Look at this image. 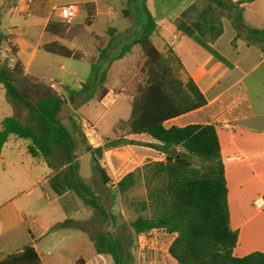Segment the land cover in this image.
I'll list each match as a JSON object with an SVG mask.
<instances>
[{"label": "trees", "instance_id": "1", "mask_svg": "<svg viewBox=\"0 0 264 264\" xmlns=\"http://www.w3.org/2000/svg\"><path fill=\"white\" fill-rule=\"evenodd\" d=\"M252 1L195 0L175 20L174 26L217 60L230 66L213 48L224 34L225 19L236 32L233 46L242 40L248 46L264 51V28L250 26L244 19L243 5ZM86 6L91 9L87 19L91 24L96 16L95 5ZM144 10L147 23L136 43L145 59L141 68L143 81L135 88L130 118L120 121L118 126L126 135L104 139V149L135 144L166 156L163 162H149L137 168L115 185L116 193L130 208L134 220H127L122 212L115 213L105 206L93 185L81 176L76 148L77 141L83 138L103 184L111 182L84 134L80 132L74 137L62 125L61 113L69 103L67 97L56 93L50 85L49 91L37 95L21 88L14 70L6 65L0 66V84L13 104H22L28 109L38 129L17 116L6 117L0 129V157L11 136L30 141V155L42 158L57 172L50 180L53 191L58 196L70 191L93 211L89 222L66 220L57 228H76L89 233L97 253L110 255L114 264H137L134 254L137 237L153 230L177 235L169 247V254L179 264H264L262 252H252L244 257L235 255L239 234L231 226L225 166L217 129L213 125L165 126L168 121L205 107L208 100L184 71L173 50L165 47L164 54L153 44L157 22L146 4ZM69 26L51 22L46 30L63 39ZM3 42H6L5 37L0 34V46ZM134 46H124L117 59L125 58ZM43 50L69 59L82 60L84 57L83 53L60 42L45 44ZM97 68L93 63L91 76L83 85L85 89L92 86L94 76L99 74ZM105 81L106 75L92 88L91 99L98 91H101V100L108 94ZM74 123L81 127L75 120ZM129 135H147L157 144L129 141L125 139ZM138 189L144 190L143 197L135 195ZM93 227L100 230L95 233ZM85 262L81 259L78 264ZM0 264H41V258L33 246H27L22 251L4 256Z\"/></svg>", "mask_w": 264, "mask_h": 264}, {"label": "crops", "instance_id": "2", "mask_svg": "<svg viewBox=\"0 0 264 264\" xmlns=\"http://www.w3.org/2000/svg\"><path fill=\"white\" fill-rule=\"evenodd\" d=\"M60 1L0 0V18L4 17L7 21L20 20V25L12 24L7 29L2 28L0 20V34L5 37L6 41L8 40V31L14 29L15 34L11 42L15 48V55L18 60L14 70L17 83L26 76L40 79L41 72L38 73V71L41 69L51 71V61L48 56H52V54L44 51L43 46L48 43L58 42L57 40L45 42V38L50 35L46 30L49 23H63L59 18L58 8L65 4H60ZM194 1L185 0L180 8H177L175 12L169 15L159 17L152 14L158 26L157 32L153 35L157 36L160 44L159 48L156 47L164 54L166 53L165 47H170L173 50L180 59L184 71L191 77L208 100V104L205 107L168 121L165 126L166 128L174 126L183 128L191 125H213L217 129L225 166L231 226L239 234L235 255L244 257L252 252L264 253V51L257 47L248 46L242 40H239L236 46H233L232 42L236 32L231 23L228 24L223 20L224 34L213 45V48L229 62L230 66L217 60L192 39L180 33L174 26L175 20ZM70 3H76L81 8L80 14L76 19L81 18L83 24L78 25L77 28L84 26L92 28L96 23L100 22L101 18L104 17L108 20L114 17L113 7L99 0H70L68 4ZM90 4L95 5L96 16L92 23L88 24L87 19L91 9L86 5ZM257 5L264 10V0H253L243 5L244 19L250 26L264 28V26L252 24L251 20H249L250 18H248V13H252L253 8ZM5 11H8L6 15ZM111 31L116 35L120 33V31L116 30ZM52 36L58 38L54 35ZM94 37L98 38L94 32H91L90 38ZM110 47L111 44L109 43L106 46L99 47V50L101 49L102 54H106ZM71 49L83 53L82 48L78 45H73ZM56 57L61 58L60 60L64 58ZM125 58L112 61L106 70L97 68L99 74L94 76L92 84L95 86L106 75L104 87L109 92L101 100V91L96 92L95 97L92 99L90 98L92 91H90L87 93L90 101H96L100 106L106 108V101L109 100L111 102L110 105H113L118 97L126 95L130 98L129 102L132 105L134 93L128 94L129 80L125 78L126 76L123 72H112L114 65ZM62 70H64V66H62ZM114 76L122 81V87L110 85V81ZM48 85L50 84H44L43 87L34 85L32 90L37 88V90H41V93H46V90L49 91ZM83 92L82 87L77 91L69 90L73 98ZM126 96L125 99L128 98ZM110 98H113V100ZM63 112H69V103ZM77 116L80 119V124H77L81 125V127L75 128L76 134L79 135L82 132L84 138L88 140L94 150L103 147V160H100V164L106 170L111 182L108 185L102 184L101 191H99L92 183V179L95 176V166H91L93 171L89 179L85 178L82 174L81 158L76 154L80 163L81 176L89 184L93 185L105 206V196H108L112 210L115 213L122 212L125 215L126 211H128L131 216L130 208L123 203L120 197L116 196L115 185L137 167L149 162L165 161V154L155 149L135 144H129L112 151H105L104 139H117L122 137V133H118L116 130L114 138L98 135L95 137L88 131L83 118L80 115ZM73 120H75V116ZM124 135H126V132ZM126 137L134 142L157 144L155 140L147 135H129ZM7 144L8 142L3 148L0 159L4 156ZM84 153L93 160L92 154L86 149V145L84 146ZM32 158L36 160L44 173L42 184L38 185L43 187L42 192L46 198V205L36 214L35 219L32 221L27 220L25 217H22L19 221L17 215L11 214L0 219V246L12 245L14 238L19 237L13 235V233L23 223L25 231L32 238V244H28V246H33L36 249L42 263V256L33 243L54 229H65L57 228V225L66 220H73L76 223L89 222L93 217V211L85 205L83 200L70 191L63 196H58L50 184L51 178L57 172L51 169L42 158ZM64 169H66V166ZM16 178L14 180L11 177L3 179L0 175V197L2 194H10L16 189ZM38 190L39 187L34 184L28 194ZM36 196V201L39 202L38 195ZM33 202H35V197ZM81 215L86 216L84 221L77 219ZM93 228L95 229L96 227ZM66 230L79 231V234L82 235H76L77 239H83L86 236L92 240L89 233L79 229L67 228ZM176 237V234H167L163 230H153L139 235L136 244L137 252L147 247L143 251L146 258L143 264H152L154 260H158V264H179L169 254V247ZM24 248L13 250L12 253L22 251ZM2 254L0 252V255Z\"/></svg>", "mask_w": 264, "mask_h": 264}, {"label": "rangeland", "instance_id": "3", "mask_svg": "<svg viewBox=\"0 0 264 264\" xmlns=\"http://www.w3.org/2000/svg\"><path fill=\"white\" fill-rule=\"evenodd\" d=\"M99 1L108 3L109 6L113 7V19L109 18L106 20L103 17L100 22L96 23L92 28L87 26L77 28L78 25L83 24V20L78 18L70 24L69 32L65 38H55L51 34L47 35L45 38V42L57 40L69 48L73 45L80 46L85 54L82 60L69 58H62V60H60L61 58L56 56H48L51 61V71L41 69L38 71V73L41 72L40 79L26 76L18 81L19 86L25 90H32L34 85L43 87L44 84H56L58 89L63 91L69 102V112H63L61 114V123L74 137H76L77 134L75 132L76 125L73 118L77 115L83 118L88 130L92 127L96 129V133L93 134L95 137L98 135L114 138L116 130L118 133H122L121 136L125 134L124 131L118 129V126L120 120H127L130 118L132 111V105L129 102L130 98L126 95H122L117 98L116 103L113 105H110L111 102L108 100L106 101V108L100 106L96 101H90L87 93L90 92L92 88L94 89V86L92 84L90 88L85 89L83 85L87 82L91 74L92 65L95 62L100 70H106L112 61L117 60L124 46L135 44L134 51L128 54L124 60L117 62L112 70L113 73L123 72L125 74V78L130 82L127 87L129 90L128 94L134 93L138 83L143 81L141 68L144 56L140 46L136 43L143 34L147 23L144 5L146 4L153 15L155 14L161 17L172 14L185 2V0ZM68 2H70V0H61L60 4L66 5ZM7 12L8 11H5V15ZM248 18H250V22L256 26H264L263 8L259 5L255 6L252 13H248ZM0 20L3 29L11 27L12 24L20 25V20L7 21L4 17H1ZM224 21L230 24L228 20L225 19ZM111 30L120 31V33L116 35L113 34ZM91 32H94L98 38H90ZM152 40L154 45L159 48L160 44L158 43L157 36H153ZM109 43L111 44L110 49L108 48L106 54H102L99 47L106 46ZM1 48L6 49V44L3 43ZM6 63L7 61L5 59L0 58V66L6 65ZM62 66H64V70H62ZM110 85L122 87L123 83L118 77L114 76L110 81ZM81 87L84 92L74 98L71 97L69 90L77 91ZM32 91L35 95L41 93V90H37V88ZM125 96L128 98L125 99ZM10 116H17L26 124L31 125L34 129H38L37 122L30 115L28 109L22 104H13L9 100L3 85L0 84V122L3 118ZM125 139L132 141L127 137ZM29 144L30 142L28 140L12 136L6 145L3 158L0 159V175L2 178L8 179L11 177V179L14 180L15 177H17L16 189L10 194H2L0 197V219L11 214L17 215L19 221L22 217L32 221L35 219L36 214L46 205V198L42 192L43 187L38 185L42 184L44 173L38 166L36 160L28 153ZM84 146V140L81 138L77 141L76 154L81 158L83 176L89 179L93 171L91 166L94 167L95 164L91 157L85 155ZM115 149L117 148L105 149V151H112ZM94 172L95 176L92 179V183L101 191L103 182L99 174L95 170ZM34 184L39 187V190L32 194H28ZM36 195H38L39 202L36 201ZM135 195L143 197L144 190L138 189ZM116 196L119 197L117 193ZM34 197L35 202H33ZM105 202L106 206L112 209L108 196H105ZM125 215L128 220H134V215L130 216L128 211H126ZM85 218L86 216L84 215L77 217V219L83 221ZM66 229L67 228L62 230L54 229L33 243L42 256L41 264H78L81 258L86 261V264H114L113 258L110 255L98 254L96 252L94 243L90 238L85 236L83 239H77L76 235H82L79 234V231ZM99 230L100 228L98 227L95 229L93 228V232L95 233ZM13 235L19 237L14 238V243L10 246H0V252L3 253L0 255V259L11 254L13 250L21 249L28 246V244H32V238L29 233L25 231L23 223L19 225V228L16 229ZM146 248L144 247L142 251H145ZM134 254L137 258V264H143L146 258L144 252L138 255L137 245L134 249ZM155 263L158 264V260H154L152 264Z\"/></svg>", "mask_w": 264, "mask_h": 264}, {"label": "built area", "instance_id": "4", "mask_svg": "<svg viewBox=\"0 0 264 264\" xmlns=\"http://www.w3.org/2000/svg\"><path fill=\"white\" fill-rule=\"evenodd\" d=\"M58 11H59V18L61 19V21L65 24L70 25L79 16L81 8L76 3H70V4H66V5L59 7ZM14 34H15L14 29H10L8 31V40L5 42L6 49H2L0 46V58L5 59L7 61L6 66L11 70H15L18 64V60L15 55V48L11 42ZM50 87L56 93L64 94L62 90L58 89L56 84L52 83L50 84ZM110 99L113 100V98H110ZM88 131H90L91 134L96 133V129L94 127L89 128ZM142 253L143 251L142 249H140V251L138 252V255Z\"/></svg>", "mask_w": 264, "mask_h": 264}, {"label": "water", "instance_id": "5", "mask_svg": "<svg viewBox=\"0 0 264 264\" xmlns=\"http://www.w3.org/2000/svg\"><path fill=\"white\" fill-rule=\"evenodd\" d=\"M75 120L78 124H80V119L78 116H75ZM95 154L97 156L98 159H102L103 158V147H99L95 150Z\"/></svg>", "mask_w": 264, "mask_h": 264}]
</instances>
